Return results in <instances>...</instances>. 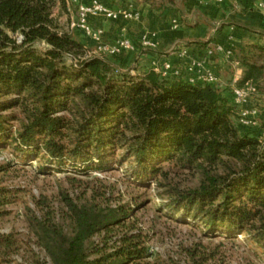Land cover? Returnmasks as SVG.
Segmentation results:
<instances>
[{
	"label": "trees",
	"instance_id": "1",
	"mask_svg": "<svg viewBox=\"0 0 264 264\" xmlns=\"http://www.w3.org/2000/svg\"><path fill=\"white\" fill-rule=\"evenodd\" d=\"M71 7L69 0H0V142L47 162L99 170L121 150L134 160L138 182L161 173L159 186L174 210L210 230L244 233L264 250V120L241 124L237 106L215 82L162 77L151 67L132 73L110 57L67 64L65 56L83 45L53 12L68 14ZM232 53L245 70L237 86L249 80L259 93L264 48ZM163 163L175 173L188 170L197 184L172 183ZM105 200L64 195L57 220L50 209L33 215L36 243L50 264H147L151 253L134 208ZM14 246L0 238L5 252Z\"/></svg>",
	"mask_w": 264,
	"mask_h": 264
},
{
	"label": "rangeland",
	"instance_id": "2",
	"mask_svg": "<svg viewBox=\"0 0 264 264\" xmlns=\"http://www.w3.org/2000/svg\"><path fill=\"white\" fill-rule=\"evenodd\" d=\"M53 15L59 27L83 45V50L65 56V62L78 63L89 58L94 43L91 44L92 40L82 31L70 27L75 18L74 7L68 14L55 8ZM94 20H91V26L101 28L94 25ZM36 48L44 50L46 45L38 43ZM133 59L123 65L121 62H112V65L132 73L141 72L138 65L132 64ZM263 108L258 109L259 112L264 113ZM86 165L74 161L65 164L47 162L42 154L22 152L12 143L0 142V198L3 203L0 205V238H9L15 245L6 252L0 248V264H33L35 258L50 264L44 250L36 243L30 221L33 215L42 216L47 209L54 212L57 220L64 208V195L76 201L94 195L99 200L107 198L105 203L108 201L112 206L133 207L134 223L146 235V245L151 253L147 264L157 261L162 264L169 260L180 264H192L196 260L201 264H264V250L249 236L231 233L224 227L210 230L183 210L170 207L164 188L159 186L164 180L161 173L138 182L133 174L134 160L123 159L121 150H116L106 161L104 169L87 168ZM162 166L168 179L181 188L194 187L198 182V177L188 170L175 173L168 163ZM191 254L195 260H191Z\"/></svg>",
	"mask_w": 264,
	"mask_h": 264
},
{
	"label": "crops",
	"instance_id": "3",
	"mask_svg": "<svg viewBox=\"0 0 264 264\" xmlns=\"http://www.w3.org/2000/svg\"><path fill=\"white\" fill-rule=\"evenodd\" d=\"M100 1L112 9H120L131 2L139 13L136 19L94 20L107 42L128 40L132 45L131 49L110 56L113 63L123 65L133 57L132 64L141 70L155 62H169L185 78L202 79L212 75L231 102L234 100L233 86L241 82L245 70L234 55L232 58L222 52L208 55L207 49L221 45L240 55L256 46L264 48V8L259 6L264 0ZM144 37L153 45L144 47L141 43ZM258 63L264 65V58ZM245 82L250 81L240 86ZM247 106L258 109L264 106L262 79L260 92L248 99ZM258 120H264V113L259 112L257 125Z\"/></svg>",
	"mask_w": 264,
	"mask_h": 264
},
{
	"label": "built area",
	"instance_id": "4",
	"mask_svg": "<svg viewBox=\"0 0 264 264\" xmlns=\"http://www.w3.org/2000/svg\"><path fill=\"white\" fill-rule=\"evenodd\" d=\"M220 1V0H217ZM74 5L75 18L70 22V27L73 29H79L82 33L90 38L94 43V49L90 53L89 57L107 58L108 56L118 55L126 49H131L132 45L128 40L118 41L116 43H108L104 40L103 30L101 28H94L91 26L92 19H116L123 17L125 19H136L139 17L138 11L134 8L131 2H128L125 7L120 9H112L105 5L100 0H69ZM259 6L264 8V1L259 3ZM153 36V35H152ZM144 47L152 46L153 42L144 37L141 41ZM207 54L212 55L215 52L224 53L227 58H232L233 53L229 48L221 45H215L212 48L207 49ZM151 68L160 74L162 77L168 76H182L177 69H173L169 62H155ZM190 82H215L216 78L212 75H208L202 79H195L192 77L186 78ZM234 100L233 103L237 106L239 122L243 125L254 126L258 117V108L255 106H247V101L251 96L257 94V89L250 83L245 82L242 86H233L232 89Z\"/></svg>",
	"mask_w": 264,
	"mask_h": 264
}]
</instances>
